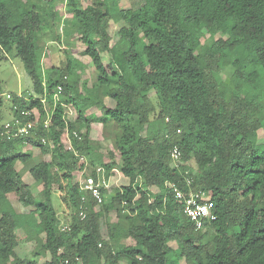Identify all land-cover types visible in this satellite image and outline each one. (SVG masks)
Masks as SVG:
<instances>
[{"label":"trees","instance_id":"1","mask_svg":"<svg viewBox=\"0 0 264 264\" xmlns=\"http://www.w3.org/2000/svg\"><path fill=\"white\" fill-rule=\"evenodd\" d=\"M66 9L72 20L61 34L51 0H0V55L16 52L34 95H45L50 110L62 87L48 130L40 125L26 139L0 136V264H264V0H142L136 9L119 0L86 7L66 0ZM111 20L125 23L114 44ZM48 33L53 42L67 34L86 46L97 72L91 87L80 76L85 65L72 56L45 65ZM226 67L233 73L222 80ZM13 103L15 117L34 108L45 115L39 98ZM68 106L73 120L66 119ZM95 106L101 117L88 115ZM93 123L114 131L108 163L91 138ZM26 146L41 155L29 168L33 153L20 151ZM99 167L105 180L118 169L129 184L101 187L98 206L89 193L82 201L75 174L86 169L83 176L98 181ZM25 168L42 187L40 200ZM173 186L207 192L216 220L206 230L184 215ZM57 190L71 210L68 222L53 205ZM21 229L39 236L35 255L45 262L17 257Z\"/></svg>","mask_w":264,"mask_h":264},{"label":"rangeland","instance_id":"2","mask_svg":"<svg viewBox=\"0 0 264 264\" xmlns=\"http://www.w3.org/2000/svg\"><path fill=\"white\" fill-rule=\"evenodd\" d=\"M122 7L125 8H132L136 9L140 4L142 3V0H119ZM52 2V7L57 9L61 16L57 20V27L56 31L58 33H63L64 29L67 27L68 24H70L72 20V15L69 13L66 9V0H51ZM93 3V0H79V4L81 7H86L90 4ZM125 23L120 20V21H113L111 20L109 23V33L112 36V44L116 41L117 38V33L119 29L124 26ZM219 36H222L219 34ZM212 39L209 38L208 42H210ZM42 47L45 53L44 57V63L45 65L48 64H54V65H62L63 62H65L68 58V56H72L73 58L78 59L81 63L85 65V69L81 72L80 76L82 80H85L88 82L89 87L93 85V83L96 81L97 77V72L92 64L91 59L88 56H85L84 50L86 49V46L79 40L78 36H73L71 35L70 37L65 35L63 37L62 42H53L52 41V35L51 34H46L44 37V40L42 41ZM42 47H39V51L42 50ZM3 58V59H2ZM106 61V60H105ZM233 73V68L231 67H226L224 72L221 74V79L228 78L232 75ZM260 77L258 78V81H263L264 83V74L261 73L259 75ZM0 84L2 88L6 91L13 92V93H32L33 92V84L32 80L27 73L25 66L22 62V60L17 57L16 52L13 51L10 54L0 55ZM264 85V84H263ZM262 88V87H261ZM264 89V88H263ZM259 90L257 91L256 94H259ZM8 106V105H7ZM9 106H12L9 104ZM2 116H0V125L3 123L11 120L13 118V113L12 111L9 110V107H7L3 112ZM71 113V114H70ZM70 118L74 119L76 117V112L75 110L70 107ZM89 116H95V117H101V109L100 107H92L88 111ZM102 124V123H101ZM100 123H94V128H93V133H92V140L94 143L98 146L100 149V153L104 156L103 161L108 163L110 162V157L109 153L113 151V129L109 128L108 132L105 134L103 124L101 125ZM107 136V137H106ZM260 137H264V126L260 130ZM64 143L67 146H70L69 140H68V135L65 134L63 137ZM264 143V142H263ZM20 151L23 153H33V160L32 162L29 163L28 168L36 164L35 161H40L41 160V155L40 153L33 147H21ZM35 156V157H34ZM40 158V160H39ZM117 161L118 163H121V158L119 155H117ZM192 167H196L193 162L190 164ZM28 168H25L22 170V174L24 177V180L27 185L32 188V191L37 197V200H40L38 198L39 193L42 189V187H39L40 184H37L34 179L31 177V175L28 172ZM82 171H78L75 176L76 180L79 182L80 180H84L82 178ZM105 176V175H104ZM103 174L101 175V180H104L105 177ZM105 186L108 191L112 190L114 187H122V186H127L129 184V179L122 176V174L116 169L114 172L113 176L109 178V180L105 181ZM153 191H157L155 187L153 188ZM57 194L53 195V205L56 207L57 212L59 214V217L63 222H68L70 219L71 215V210L64 202L62 199V192L58 191L56 192ZM13 201V204L15 205V209L19 212H24V208L20 203L18 202L16 197L11 198ZM31 219L33 218V214L29 213ZM110 219L112 221L117 220V216L115 212L110 213ZM31 226H34V223L30 224ZM104 235L106 236V233L103 232ZM19 234V245L15 249L17 257L25 262H37V263H43L47 259L44 257L36 256V246H37V240L39 238L38 235H35L33 231L28 232L25 229H21L18 231ZM126 243H130L131 240H124ZM172 246L176 247V244L173 243ZM184 263V262H183Z\"/></svg>","mask_w":264,"mask_h":264},{"label":"built area","instance_id":"3","mask_svg":"<svg viewBox=\"0 0 264 264\" xmlns=\"http://www.w3.org/2000/svg\"><path fill=\"white\" fill-rule=\"evenodd\" d=\"M62 91V87H58L57 93L53 96V108L57 107L60 103V93ZM23 99L28 103H31L32 100L36 98L40 99V102L43 106L45 115L43 116L42 112L38 108L34 109H22L20 111V116L15 117L14 112L19 110L18 105L13 103L14 98ZM5 104H11V111L13 113V118L0 126V136L7 139H16V138H28L34 134V130H36L40 125L43 126L45 130H48L52 119L54 110H50L48 106L47 97L44 96H36L34 92L32 93H13L0 89V108H2ZM70 107H67L66 111V119L73 120L70 118ZM76 118V117H75ZM74 118V119H75ZM26 120V121H25ZM69 140V138H68ZM42 142L46 143L45 138H42ZM70 148L71 143L69 140ZM171 158L176 167L181 165V152L175 147L171 152ZM85 158L81 157L80 163H84ZM98 173H100V178L96 181L92 177L85 178L83 175L86 172V169L83 170L82 178L84 180H80V188L83 192L82 201H86L87 193L94 199L97 205H101L104 202L105 196H103L101 192V187H105V179L101 180V175L104 176V169L99 167L97 169ZM115 171V170H114ZM191 185V181L188 180V186ZM175 198L177 200L184 202L183 213L184 215L193 223L196 230H206L207 227L216 220V214L214 212L215 206L213 201L209 198L207 192L201 190H189L187 193L182 191L181 189L173 186ZM80 216L82 219L86 217L85 212L82 210L80 212ZM67 226L63 225L62 230H67Z\"/></svg>","mask_w":264,"mask_h":264},{"label":"crops","instance_id":"4","mask_svg":"<svg viewBox=\"0 0 264 264\" xmlns=\"http://www.w3.org/2000/svg\"><path fill=\"white\" fill-rule=\"evenodd\" d=\"M8 105V106H7ZM7 107H9V110L11 111V108H10V106H9V104H5L2 108H0V116H2V112L7 108ZM10 121V120H9ZM8 122V121H7ZM6 123V122H5ZM4 124V123H3ZM2 124V125H3ZM101 124V123H100ZM2 125H0V126H2ZM102 125V124H101ZM92 130H91V136H92V133H93V128H94V123L92 124ZM27 147V146H26ZM35 157V156H34ZM34 159V158H33ZM39 160H40V158H39ZM34 161V160H33ZM41 161V160H40ZM40 161H35L36 163H39ZM116 171V170H115ZM39 187H41V185L39 186ZM31 190H32V188H31ZM155 192V191H154ZM11 198H13V197H9V199H10V201H11V203H12V205H13V207H14V209H15V205L13 204V201H12V199ZM16 210V212L17 213H19V214H23V213H25V212H19V211H17V209H15Z\"/></svg>","mask_w":264,"mask_h":264}]
</instances>
